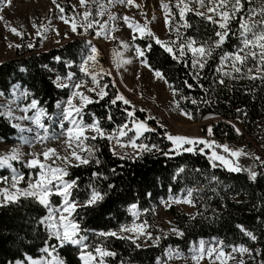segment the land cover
<instances>
[{
  "label": "trees",
  "instance_id": "trees-1",
  "mask_svg": "<svg viewBox=\"0 0 264 264\" xmlns=\"http://www.w3.org/2000/svg\"><path fill=\"white\" fill-rule=\"evenodd\" d=\"M243 4L241 15L252 9L253 20L264 19L260 15L264 2L243 0ZM60 5L68 8L65 2L60 1ZM172 10L174 12L169 31L172 39L176 40L177 28L180 29L181 37H193L198 44L215 39L216 26L196 15L195 11L185 12V21L189 27L183 28L184 21L179 20V10L176 7ZM230 23L232 30L235 31L238 27L237 22ZM238 43L236 37L230 35L222 47L216 49L212 58L207 60L205 68L198 70L199 82L191 78L193 72L190 67L191 53H186L184 62L181 63L173 60L155 43V40L147 36L137 39L136 45L143 50V59L148 68L162 73L163 80L167 81L165 83L171 92L172 89H176L174 97L180 110L191 113L194 122L211 116L219 119L211 123L213 128L211 139L218 144L241 141L250 147L259 144L264 152V79L259 78L261 73L255 71L254 61L249 58L242 72L234 73L231 78L217 72L220 55L224 51H233ZM22 48L8 61L0 62V94L9 99L14 86L21 87L24 91L27 89L47 109L48 114L52 115L56 112V101L64 100L69 91L66 88H57L52 81L56 75L63 76L69 71L63 63L64 60H72L73 67L70 70L79 74V65L83 61L82 57H86L89 46L79 39L51 48L49 51ZM55 57H60L61 60L57 61ZM230 64L229 60L223 66V70L231 71ZM249 68L253 69V75L257 78L249 79L245 75ZM221 79L223 84L219 83ZM187 84H191L192 87H187ZM116 92V87L110 88L107 96L97 98L87 105L84 114L88 122L95 116L100 126L110 132L130 120L126 109L133 110L135 117L155 127L154 132H148L142 137L145 144H157L161 148L170 146V142L162 135L164 128L149 120L144 112L131 105L126 106L120 101L116 105H110L109 100L114 98ZM182 96L188 99H181ZM30 98L31 95L23 96V104ZM192 100H196L197 103L193 104ZM237 109L241 111L238 113ZM3 113L5 111L0 106V114ZM109 115L112 117L111 120L107 119ZM240 120L244 133L237 134L232 122ZM11 125V119L0 115V135L7 137L5 142L7 144L15 142L18 135L17 129ZM88 145H95L94 159L88 165L71 167L68 170L69 175L66 179H77V185L72 189L69 199L83 202L90 195V184L102 194L106 193L103 200L77 208L73 212V218L81 229L79 235L87 237L86 243L90 248L94 249L98 245L115 253L113 256L105 257L106 264H157L158 257L165 259L166 250L176 248L187 254L190 247L201 239L219 240L225 247L243 244L256 253L254 259L246 264H262L264 164L257 165V176L250 179L249 172L243 169L239 172H230L219 164L212 167L207 156L198 152L164 156L153 150L141 152L138 158L126 156L125 159H120L119 156L112 154L110 142L106 139L98 137L94 141L89 140ZM95 159H99L100 164H96ZM178 167L184 169L180 174L176 173ZM27 172L26 170L24 173ZM93 172L103 173L107 179H96L92 176ZM0 175L9 174L3 170L0 171ZM108 185H112V188L109 189ZM188 188L193 189L191 199L195 215L191 217L178 212L174 207L169 209L173 216V225L184 233L183 236L173 233L160 236L161 239L156 244L142 248L127 239L99 234L117 231L121 225L130 224L135 219L129 210L131 203L138 205L137 211L141 213V217L155 225L157 218L155 210L161 205V200L166 201L169 195H185ZM52 202L55 206L61 203L57 198ZM144 209L149 211L145 212ZM47 215V207L32 197L20 198L0 206V264H16L17 261L26 262L28 258L40 259L43 256L58 258L63 264H82L79 258L81 249L78 246L69 243L60 245L54 237L49 236L46 223H42ZM237 225L252 231L257 240L249 239ZM49 245L52 246L51 256L43 251ZM256 250H259V253Z\"/></svg>",
  "mask_w": 264,
  "mask_h": 264
},
{
  "label": "snow or ice",
  "instance_id": "snow-or-ice-1",
  "mask_svg": "<svg viewBox=\"0 0 264 264\" xmlns=\"http://www.w3.org/2000/svg\"><path fill=\"white\" fill-rule=\"evenodd\" d=\"M96 2L97 0H93V3ZM108 2L111 4L113 0H108ZM118 2L132 5L134 0H118ZM53 3L55 4L56 0H53ZM195 3L199 8H204V11H196V15L216 26V29H214L215 39L211 40V42L203 41L198 44L193 37H181L179 28L175 29L176 40L164 42L148 28L147 24L141 26L140 23L133 22L127 15L123 16L122 19L132 33L138 32L142 37L146 35L150 39L155 40V43L159 45L165 53H168L173 60L183 63L186 53H191L192 58L190 67L193 69L191 78L197 82H199L200 79L198 70L205 68L207 60L212 58L216 49L221 48L230 35L236 37L239 43L233 51H224L222 55H220L217 72L231 78L234 73H241L247 60L251 58L255 64V71L261 73L259 78L264 79V19L259 21L253 20L252 15L254 13L252 9H249L247 14L241 15L244 8L243 0H206V2L205 0H195ZM7 4H10V0H0V7ZM77 6L83 9L80 13L82 20L79 23V27L84 28L85 32H87L89 29H93L94 26H96L97 36L102 34L108 35L106 29L107 21L100 23L95 19H89L91 12L86 0H78ZM175 6L179 10V20L184 21L183 28H188L189 25L185 21V11L190 9H188L186 0H176ZM57 7L59 6L57 5ZM161 7L165 9V25H168L169 16L167 13L169 5L162 2ZM60 11L63 12V9L61 8ZM104 11L105 9L103 6H98L95 15H103ZM260 15L264 17V8H261ZM215 17H218V19ZM59 18L63 20L65 24H70L71 32H78V24L75 19H67L64 16ZM116 18L117 17L109 14V20H115ZM232 21H236L238 24L235 31H233L231 27L230 22ZM33 28L37 29L35 32L36 36H42L41 30L43 29V25L38 27L36 24H33ZM10 30L13 34L21 38L24 37V33L18 31L15 27H12ZM114 30L115 29H113V31ZM57 34H59L58 31ZM65 35H67V33H65ZM135 39V35H130L127 42L121 41L122 47H133ZM21 46L22 45H16V47ZM26 46L32 48L33 44L28 43ZM89 47L90 55L82 57L83 62L79 65V71L91 77L90 86L87 80L78 78L76 74L70 70L73 67V61L64 60L63 63L69 71L63 76L56 75L52 83L57 88H66L69 91L64 100L56 101V112L49 115L47 109L40 104L34 97V94H30L26 89L21 95L24 97H29L31 95V98L25 106L20 109L22 115L14 118L11 111L0 114L7 119L14 118L28 122L27 126L15 123L12 124L11 127L17 129L20 133L30 134L19 137L29 147L33 144L46 145V143L50 141H59L61 144L65 145L66 148V152L63 155L54 147L48 146H45L41 151H29L23 155L16 149H12V151L8 152L6 155H0V167L7 166V168L12 170L10 186L0 187V203L15 202L18 196L34 198L48 209L49 215L42 220V223H46V228L50 237H54L60 245L70 243L78 246L81 249L79 258L82 264H106L105 257L113 256L115 253L98 245L95 246L94 249L90 248L86 243L87 237L79 235L81 229L79 224L75 222V218L68 219L77 208H83L97 203L103 200L104 195H106V193L102 194L100 190L90 184V195L83 202L69 199L72 189L77 185V179H65V177L69 175V168L88 165L94 159V152L96 150L95 145H88L85 141H94L98 137L106 139L109 142L114 141L115 143L112 145V154L119 156L120 159H125V156L120 155L116 151L117 147L123 149L130 146L133 149H139L143 152H152L155 150L164 156L179 155L181 153L196 154L198 152L207 156L209 164L212 167H216V162L219 161V164L227 168L230 172H239L241 168L233 166L228 156L238 157L242 152L240 149H231L228 145L218 144L214 139H211L213 136V128L211 125L207 126L205 137H189L187 135L172 134L165 130L162 135L164 139L170 142V146L166 148H161L157 144L139 142L138 138H140L143 133L154 132L155 129L151 128L146 121L135 120L134 111L128 109H126V114L127 117L131 119L127 123L118 125L110 132L105 131L100 126L95 116H92L91 122H85L83 120V110L87 105L93 102L92 95L100 98L108 95L105 90L107 86L101 85L97 71H89L90 68H93L97 55V47L92 45L90 41ZM148 47H150V45H148ZM134 51L137 57L144 56V52L139 46H135ZM54 59L57 61L61 60L60 57H55ZM229 60L231 61V71H224L223 66ZM90 61L93 63L90 64ZM123 63H130V61L124 60ZM141 63L147 66L145 61L141 60ZM119 66L120 65L117 64V67ZM23 70L24 69H21V71ZM103 71L104 70L101 68L100 72ZM105 75H111V73H105ZM154 75L163 79V75L160 71H154ZM245 75H247L249 79L257 78L253 75L252 68L247 69ZM165 82L167 83V81ZM219 83L223 84V80L221 79ZM187 87L191 88L192 85L187 84ZM172 92L173 95H175L176 89H172ZM181 99H188V97L182 96ZM118 101L126 106L131 103L124 95L117 91L114 98L109 100V104L116 105ZM192 103L196 104L197 102L196 100H192ZM173 104L179 108L178 101H173ZM29 111H31V115H26ZM240 111V109H237L238 113ZM181 114L191 118V113L185 112L184 110H181ZM43 118L47 119V123L44 122ZM107 119L111 120L112 117L109 115ZM149 119L154 118L149 117ZM160 126L164 127V125ZM232 127L237 134H240L239 128H236L235 125H232ZM129 132L133 134L128 136L126 142L122 141L120 138L126 137ZM0 142H7V137L0 135ZM217 149H221L222 151L218 152ZM206 150L209 151L206 152ZM225 154H228V156ZM134 155L138 158L141 152L136 151ZM253 158L256 160L260 159L258 156H254ZM20 160H23V167H26L30 173L27 186L23 189L17 187L18 181L23 178V173L18 172L13 166V163H11L12 161ZM95 163L100 164V160L95 159ZM262 164H264V162H262ZM183 171L184 169L182 167L176 169L177 174ZM248 172L249 178L255 179L257 172L250 169ZM92 176L96 179H107V177L100 172H93ZM3 179L5 178L0 177V180ZM213 179H215V177H213ZM108 187L111 189L112 185H108ZM10 189H14L15 191H11ZM185 191L187 194L183 196L169 195L167 201L161 200V204H164L166 207L169 202L193 204V200L191 199L193 196V189L188 188ZM50 195H56L61 198V207L55 209V211H58L60 214L56 217L53 216L54 209L49 201ZM137 208L138 205L136 203H131L129 205V210L132 212L133 217L138 215ZM144 211L147 212L149 209H144ZM148 227L149 225L146 221L141 224L133 222L131 227L121 225L118 232L132 233L127 239H130L139 247L140 245L137 243V240L140 236L152 240L153 243L161 239L160 236H153L152 233L145 231ZM237 227L252 241L257 240L256 235L252 231L245 229L241 225H237ZM168 231L177 236H183L184 234L175 227H170ZM118 232H101L99 234L102 236H117ZM51 247L52 246L49 245L43 249L49 256L52 255V251H50ZM224 247L222 241L218 242L216 245H208L201 239L198 245L194 244L190 247V258L194 264H200V261L205 257H207V264H213V261L216 260L219 261V264H226L227 260H235L236 264H245L242 257L237 260L232 253L252 254V249L243 244L228 245L227 247L231 248V252H225ZM256 251L259 253V250ZM170 252H172L171 249L166 250L165 255H168ZM180 255L179 251L175 252V256L179 257ZM16 264H63V261L58 258L55 260H33L29 258L26 262L17 261ZM157 264H161V259L159 257L157 258ZM262 264H264V261H262Z\"/></svg>",
  "mask_w": 264,
  "mask_h": 264
},
{
  "label": "rangeland",
  "instance_id": "rangeland-1",
  "mask_svg": "<svg viewBox=\"0 0 264 264\" xmlns=\"http://www.w3.org/2000/svg\"><path fill=\"white\" fill-rule=\"evenodd\" d=\"M60 1L68 4V8H63L60 5ZM261 1L264 2V0ZM162 2L169 5V10L167 13L169 16L168 25H165L166 12L165 9L161 7ZM186 2L188 9L191 11H204V8L198 7V5L195 3V0H187ZM86 3L88 4L89 10L91 12L89 19H95L100 23L107 21L106 29L108 31V35L102 34L97 36L96 26H94L93 29H89L87 32H85L84 28L79 27V23L82 20L80 13L83 11V9L77 6L78 0H56L55 4L53 3V0H10V4L0 7V62L8 61V59L14 57L15 53L19 50H22V47L26 48L28 43L33 44V47L30 49L37 48L38 51H49L51 48L65 45L67 42L72 40L81 39L85 41L88 46L90 41L92 45L97 47V55L95 64L93 68L89 69V71H97L101 85L107 86L105 89L107 93L108 89H113L116 87L117 91L124 95L125 98L131 102L130 105L133 108L144 112L148 119L149 117H153L154 119L149 120L155 121L158 126L164 125L162 128L167 130L169 133L187 135L189 137H205L207 126L211 125L212 122L219 121V119L217 117L211 116L202 121L194 122L191 118L181 114V110L177 108L175 104H173V101L177 100L168 88V85L163 79L156 77L153 70L149 69L148 66H145L144 63H141V60L144 61L143 57L136 56L134 47L138 46L136 45L137 39L141 38L142 36H140L138 32L132 33L122 19L123 16L127 15L133 22H138L141 24V26L147 24L148 28L164 42L174 40L171 38L169 31L172 26L171 18L174 12L172 9L173 7H176V0H134L132 5L121 4L118 2V0H113L111 4H109L108 0H97L96 3H93V0H86ZM57 5L59 7H57ZM98 6L104 7L105 11L103 15H95ZM61 8L63 9V12L60 11ZM187 11L189 10H186L185 12ZM109 14L117 18L115 20H109ZM61 16H64L67 19H75L78 24V32H71L70 24H65L64 21L59 18ZM215 18L218 19V17ZM33 24H36L38 27L43 25V29L41 30L42 36L38 37L35 35L37 29L33 28ZM12 27H15L18 31L23 32L24 37L21 38L20 36L13 34L10 30ZM113 29L115 30L113 31ZM57 31L59 34H57ZM65 33H67V35H65ZM130 35H135L136 37L135 41L133 42V47L123 48L121 41L127 42ZM16 45L22 46L16 47ZM89 55L90 47L86 57ZM124 60L130 61V63H123ZM89 63L92 64L93 62L90 61ZM117 64L120 66L117 67ZM101 68L104 70L103 72H100ZM105 73H111V75H105ZM76 76L78 78L87 80L90 86V76L81 72L76 74ZM23 92L24 89L15 86L12 89L11 98L6 99L0 94V106L3 107L5 112L11 111L14 118L22 115L20 109L25 106V104L22 102L23 96L21 93ZM97 98L100 97L92 95L93 101H96ZM85 108L83 110V120L88 122V119L84 114ZM26 115H31V111L26 113ZM14 118L11 119L12 124L20 123L22 126H27V121H20ZM43 119L44 122L47 123V119ZM135 120L143 121L137 117H135ZM232 124L235 125L236 128H239L240 134L244 133L241 120L232 122ZM151 128L154 129L155 127ZM146 133H143L142 136L138 138L139 142H143L142 137ZM132 134L133 133L129 132L126 137H122L120 139L126 142L128 136H131ZM24 135L30 134L20 133L18 131L15 142L11 144L0 142V155H6L8 152H11L12 149H16L23 155L29 151H41L45 148V146L54 147L62 155L66 152L65 145L61 144L59 141H50L47 142L46 145L33 144L31 147H29L22 139L19 138L20 136ZM247 139L250 140L249 137H247ZM88 141H85V143L88 144ZM114 143V141L110 142L111 149ZM223 144L228 145L231 149L241 150L242 154L238 157H230L228 154H225L228 156L233 166H238L241 168V170L243 169L247 172L249 169L256 171V168L258 167L257 165L264 161V152H262L259 144H255L252 147L242 141L241 143L226 142ZM116 151L125 157H135L134 153L136 151L143 152L139 149H133L130 146L123 149L117 147ZM208 151L209 150H206V152ZM217 151L221 152L222 150L217 149ZM254 156H258L260 159L256 160L253 158ZM11 163H13V166L18 172L23 173V178L18 181L17 187L21 189L25 188L30 175L29 170L26 167H23V160L12 161ZM216 164H219V161H217ZM22 169H24V172L26 170L28 172L25 174L22 172ZM3 170H6L9 175H0V177L5 178L0 180V187H9L11 184L12 170L7 168V166L0 167V171ZM66 178L67 177H65V179ZM10 190L15 191L14 189ZM20 198L27 197L18 196L17 200ZM54 198H57L60 201L61 198L56 195L49 196L50 204L54 209L53 216L56 217L60 213L55 211V209L61 207V203L55 206L52 202ZM9 203L12 202L0 203V206ZM171 207H174V209L178 212L186 213L191 217L195 215L193 204L189 205L169 202L167 207L164 204H161L156 208L155 213H157V218L155 225L150 224L148 220L143 216L141 217V213L137 211L138 215L134 217L135 219L127 226L131 227L133 222L136 224H141L142 222L146 221L149 227L146 228L145 231L152 233L153 236L172 234V232L168 231L170 227H175L173 225V216L169 212ZM65 215L67 216L66 213ZM72 218L73 213L71 217H68V219ZM113 232H118V230ZM129 235H132V233L118 232L116 237H124L123 239H127ZM127 240L129 241L130 239ZM205 242L208 245H216L220 241L213 240ZM137 243L140 245L139 247L143 248L144 246L156 244L157 242L153 243L152 240L140 236L137 240ZM198 243L195 245H198ZM171 250L172 252H170L168 255H165L166 257L164 260L161 259V264H194L190 258V251H188L187 254H183L176 248H172ZM224 250L225 252H231V248L229 247H224ZM176 251L180 252L181 255L179 257L175 256ZM255 254V250L253 249L251 255L246 253L240 254L238 252L232 253V255L236 257L237 260L242 257L245 261V264L254 259ZM41 259L55 260L53 257L46 258L45 256H43V258L33 260ZM200 264H207V257L202 259ZM213 264H219V261H213ZM226 264H236V261L227 260Z\"/></svg>",
  "mask_w": 264,
  "mask_h": 264
}]
</instances>
